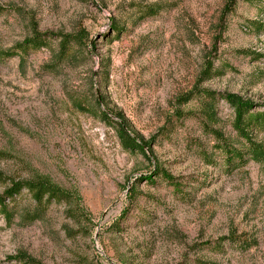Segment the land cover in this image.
Instances as JSON below:
<instances>
[{
    "label": "rangeland",
    "instance_id": "rangeland-1",
    "mask_svg": "<svg viewBox=\"0 0 264 264\" xmlns=\"http://www.w3.org/2000/svg\"><path fill=\"white\" fill-rule=\"evenodd\" d=\"M36 34L46 48L0 61V198L44 176L80 209L6 200L0 264H264V165L229 171L214 137L240 148L222 95L264 106V0H0V49Z\"/></svg>",
    "mask_w": 264,
    "mask_h": 264
},
{
    "label": "trees",
    "instance_id": "trees-1",
    "mask_svg": "<svg viewBox=\"0 0 264 264\" xmlns=\"http://www.w3.org/2000/svg\"><path fill=\"white\" fill-rule=\"evenodd\" d=\"M114 32L118 31V26L114 27ZM83 39V36L72 37L70 35L61 36L59 58L62 60H68L71 46L73 43H78ZM48 46V39L44 35L36 34L35 37L26 40L25 42L17 45L15 48L3 51L0 49V61L19 57L22 61V65L26 60V56L30 52L40 51ZM206 71L208 74L211 72ZM204 96L210 102L205 111L203 110V117L213 123L216 120L215 104L216 93L204 91ZM221 99L225 101L234 111V123L233 129L236 132V137L239 139L238 144L240 148H236L234 141L228 140L223 134L215 131V139L219 143V149L223 155V161L226 168L229 171H233L239 167L245 166L250 162L255 164L264 165V142L256 139L255 135L264 132V106L254 104L252 102L245 101L237 95L225 94L221 96ZM101 112V115L106 121L111 119ZM121 124L117 125V134L120 138L122 146L130 152H140L145 158H148L146 151L149 150V145L143 138L135 135L131 132L126 121L121 117ZM156 176L172 185L175 190L179 191L180 185L177 180L165 171H157ZM5 179L4 173L0 171V181ZM153 182V180H149ZM26 190L31 195L33 202L39 210H44L49 207L53 202L66 203L71 206L72 203L77 204V208L80 202V196L78 193H73L68 190L62 189L49 178L44 176L36 177L33 180L23 181L20 183H14L10 189L6 191L4 197L0 198V214L4 215L8 221H11V215L9 213V206L5 204L6 200L14 201L15 198ZM134 191H132L133 195ZM39 210L37 213H39ZM37 213L33 215L32 222L39 219ZM227 240V239H224ZM235 237L230 238V241L235 242ZM22 264H34L31 259L22 254L19 258ZM210 264V263H201Z\"/></svg>",
    "mask_w": 264,
    "mask_h": 264
}]
</instances>
